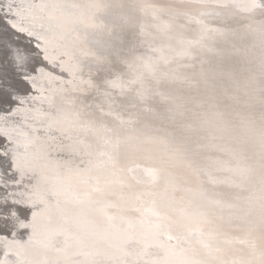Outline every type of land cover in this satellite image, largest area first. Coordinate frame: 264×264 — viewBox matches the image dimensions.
Returning <instances> with one entry per match:
<instances>
[{"label":"snow or ice","instance_id":"6c2138e0","mask_svg":"<svg viewBox=\"0 0 264 264\" xmlns=\"http://www.w3.org/2000/svg\"><path fill=\"white\" fill-rule=\"evenodd\" d=\"M121 6V5H118ZM217 7L234 8L248 14L252 21L245 25V35L256 34L259 36L262 48H264V0H220ZM32 8H39L42 13H47L49 21L55 19L54 12L57 9L76 7V5L60 4H40L32 5ZM0 11H4L6 23L16 32L25 33L29 37L35 35L31 30L25 29L18 24L14 16H22V12L17 10L13 13V4L4 3L0 0ZM231 14H226V17ZM259 16V19L256 17ZM43 19V17H41ZM197 24H203L197 19ZM131 18L124 16L117 18V26L121 28L129 27ZM43 26V25H42ZM222 39H227L230 34H235V30L227 27L213 28L210 30ZM48 41L40 48L43 59L48 61ZM195 48L212 49L204 43L203 36L199 40L187 42V47L181 55L191 57ZM117 60L132 64L119 56ZM35 55L29 50L22 48L18 43L12 41L4 42L0 40V100L10 101L15 105L10 107L3 114L0 120L5 122L11 117L22 116L24 122H33L29 126L30 131L13 136L8 130L0 129V166L4 171L0 172V230L11 233L12 241L8 243V237L0 235V241L5 242V250L0 264H206L204 261L191 259L187 255V250L182 243H187L189 237L179 238L167 234V240L177 239L182 241L177 245L164 243L160 237L166 235L161 232L160 224H156L154 229L150 228L139 236L129 235L126 232L120 233L112 225L111 233L105 231L102 239L87 241L81 233L84 231V224H93L95 220L89 213L106 218L109 222L116 217L109 215L104 207L99 206V201L95 200L93 193L100 192L101 189L94 187L91 191H86L81 195H69L68 182L76 180L82 184H88L90 173L96 164L91 159L94 154L91 143H86L82 138L89 133L97 132L95 121L89 120L87 124L81 123L80 113H65L61 110L55 112L43 109H30L24 107L30 97L21 96L18 93L17 85L21 82L35 85L37 74L49 75L44 67H37ZM167 62V61H165ZM97 71H103L105 64H111L106 55L95 57ZM195 67V65H188ZM143 69L133 79L124 81L119 75L112 79H102L95 85L96 91L105 98L109 105L107 113L101 106L100 111L106 115L119 114L113 111L112 105L116 103L115 92L118 90L121 96L134 93V99L140 103H146L153 95L151 81L159 84L161 81L157 77V66L151 62H144L140 65ZM111 71V69H108ZM248 74L243 78L237 75L235 70L227 63L226 59L217 64H209L204 67L203 62L199 70L198 77L183 76L173 77L186 84L189 88L203 87L208 94L209 100L216 101L219 95L231 99L237 105L246 108L258 106L260 109V134H259V160L261 173V197L260 215L264 223V54L261 56L259 71L248 69ZM161 99L165 102H172L174 107L170 109L174 113L173 121L176 117L184 115V105L175 102L171 96H164ZM145 111H152L150 107H145ZM124 121L121 119V124ZM105 132L111 133V137L104 139L105 147L98 149L96 155L107 157V161L115 163V157L108 147L114 144L118 146L121 140V130L107 128L101 125ZM174 138L178 143L177 151L184 155L196 157L203 151L212 150L223 154L217 157L215 163L217 171L227 173L224 181L230 188L238 189L240 193L247 191V184L254 172V167L250 161L254 154H249V147L246 140L235 132V126L225 119L223 112H215L214 119L192 120L187 123L175 124ZM211 141V144L208 142ZM77 156H88L85 162L83 159L77 163ZM226 157V158H224ZM148 175L153 180L156 179L158 170L146 169ZM194 173L200 177V195L206 196L204 188L205 178L212 183H217L205 167L193 164ZM216 203L229 210H234L241 218L245 219L252 215L254 208V198L251 195H236L234 201ZM73 204L80 206L79 212L68 216L66 205ZM97 205L84 209V205ZM20 208L30 210L31 216L22 219ZM152 215L159 218L160 213L152 210ZM56 216L66 219L67 226L52 229L51 224ZM31 229L27 241L23 243L15 240L16 229ZM195 233H190L194 235ZM203 236V233H200ZM63 237V246L57 247L59 238ZM203 242V241H201ZM101 244L106 245L100 247ZM37 246L44 253L48 250L56 252L55 258L28 259L26 254L29 249ZM90 246L95 249L93 252H86L83 249ZM207 247V245H205ZM75 248V251L71 249ZM38 254V253H37ZM15 256V259H10ZM77 256H84L85 259H76ZM264 264V261H262Z\"/></svg>","mask_w":264,"mask_h":264},{"label":"bare ground","instance_id":"6f19581e","mask_svg":"<svg viewBox=\"0 0 264 264\" xmlns=\"http://www.w3.org/2000/svg\"><path fill=\"white\" fill-rule=\"evenodd\" d=\"M157 3H161L162 5H166L167 1L168 5H172L174 7L182 8L178 10H186L182 12L176 11H162V13H153L150 14V17H156L157 19H169L173 21L175 26H178L180 23L184 21H196L197 19L202 20L203 24H205V28L207 30L206 33H211L210 30L213 28H222L227 27L224 25H217L215 21V14L213 12L205 13L204 16H201V11H206L209 9H220L222 7H217V3L220 0H155ZM4 3H12L13 4V13L17 10L22 12V16H14L15 21L20 24L25 29L31 30L35 33L33 35L35 38H32V41L37 46L38 44L43 47L45 44V40L48 41V55H49V65L45 64L44 62H38L36 64L37 67H44L46 73H51L49 75H39L37 74V79L35 85L31 83L32 89L29 91H18L21 96L30 97L27 100V103L24 105L26 108L30 109H43L44 111H53L61 110L65 113H73L79 112L81 123L87 124L89 120L95 121L97 132L95 134L89 133L82 138L85 140L86 143H91L93 145V155L91 159L93 160L96 167L90 173H87L91 179L88 184L79 183L76 180H72L68 182L69 184L67 187L71 189L69 191V195L76 194L81 195L86 191H91L92 184L98 179L99 182L101 178V173L104 170H107L108 167H103L99 165V162L103 160V157H99L96 155V151L98 149H103L104 139L111 137V133L105 132L101 125L106 126L107 128L119 129L121 130V140L123 144H133L134 152L130 153V151L125 152L123 154L122 162L118 163L119 168L123 172V177H126L128 181L131 183L137 184H147L149 180L145 177L143 172L144 167L149 168H158L164 171L168 170L171 172L176 178L181 181H176L179 183V188L176 190V194L178 192H186L184 191V185L189 184L192 185L193 188L196 184V178L198 177L193 171V164L203 167V157L205 156L204 153L192 157L191 155H184L177 151L178 144L168 141L171 140L168 137H165L163 134L167 132V128L164 124H166V119H164L161 109H158L152 105V111L159 117L162 118L161 122L163 123H152L150 122L146 116L147 113L144 110L145 107H151L148 105V102L142 104L133 100L130 94H127V98L124 97L117 98L116 95L118 94V90L115 92L114 99L116 101L115 104L112 105L113 111L119 114L120 119L117 118L116 115H106L109 109V105L106 102L105 98L101 96L95 88V85L99 83L102 79H112L119 75L125 82L128 80L133 79L136 74H133V71L130 68L122 67L117 60V51L119 52V56L123 59H128L132 62V60H136L135 57L138 58L141 53L147 50L148 53L149 49L155 54L157 57L160 54H163L165 59H163V63H167L170 66L176 64V62H180L181 65L186 64L189 57L181 55L183 50L187 47L188 41L196 40V36L193 35L192 37L189 35H172V39H168L167 42L160 41L163 37L159 36L157 33L158 30L155 32V38L153 37H145L139 33L140 28H142V21H144L143 17H147L148 9H144L142 7L149 6L151 3L148 0H3ZM60 4V5H76V7H67L57 9L54 12L55 19L49 21L47 19V13H42L39 8H32V5H40V4ZM175 5H174V4ZM121 5V6H118ZM179 5V6H177ZM166 8V7H165ZM163 9V8H162ZM169 9V8H166ZM164 9V10H166ZM227 10L231 11L226 12V14H235V18L238 19L240 22L236 24L235 27H227L230 30H235L239 32L245 31V25H247L248 14L243 12L235 11L234 8H226ZM177 10V9H172ZM189 10V11H187ZM219 10V11H220ZM212 11V10H211ZM217 11V10H216ZM4 16V11H1ZM131 14V25H130V32L127 37H124V41L122 35L119 33L122 32L121 27L117 26V18L130 16ZM43 17V19H41ZM6 19V17L4 16ZM206 18V19H205ZM260 17L257 16L256 19ZM213 19V20H211ZM154 20V18L152 19ZM250 20V19H249ZM43 25V26H42ZM150 27H153L151 24ZM173 28H175L173 26ZM150 30L149 28H147ZM155 29V27H154ZM27 33V32H25ZM168 33V32H167ZM158 35V36H157ZM188 36V37H187ZM1 38V37H0ZM3 38V37H2ZM26 38V37H25ZM215 39H220L219 37ZM5 42H8L7 40ZM164 44V45H163ZM23 48V47H22ZM147 48V49H146ZM37 52L41 55V50ZM40 49V48H39ZM198 49V48H195ZM218 49V48H217ZM202 49H200L201 51ZM227 49L220 48V51H226ZM216 51V49H213ZM31 52V51H30ZM217 52V51H216ZM111 53V57L108 58L111 61V64L102 71H97V64L95 63V57L98 55H106ZM208 55L213 56L214 53L207 52ZM180 56V57H179ZM156 57V58H157ZM202 53L194 55L190 59L191 64L193 65H200L204 58ZM179 59V61H177ZM129 61V62H130ZM167 61V62H165ZM157 62V61H156ZM158 63V62H157ZM210 64V62L208 61ZM126 64V63H125ZM128 66V64H127ZM129 67V66H128ZM168 67V66H167ZM169 68V67H168ZM167 68V69H168ZM108 69H111L109 71ZM195 72V71H193ZM158 78L160 76H157ZM165 82V80H163ZM180 88L186 86V84L179 82L178 83ZM169 85V83H168ZM186 88V87H185ZM151 99L155 100L154 96H150ZM161 98V97H160ZM159 98V99H160ZM15 105H11L14 107ZM104 108V113L100 111V107ZM122 109L123 112L120 110ZM8 109L0 110V114H3ZM254 112L256 118L260 120V109L258 106L251 109ZM253 114V113H252ZM134 115H138L137 118ZM139 115L141 118H139ZM121 119L124 121L121 124ZM135 121H134V120ZM207 120H209L207 118ZM33 123L29 121L27 124L24 122L22 116L11 117L8 119L7 122L0 120V129H7L10 134L13 136L20 135L22 133L28 132L31 130L30 124ZM128 132V133H127ZM126 133V134H125ZM124 134L128 136L124 137ZM114 139V137L112 138ZM168 140V141H167ZM168 143H167V142ZM175 141V140H174ZM176 142V141H175ZM167 143V144H166ZM128 147V146H127ZM126 149V147H123ZM121 147H116L115 151L118 153H123ZM130 149V147H128ZM128 149V150H129ZM120 150V152H119ZM125 151V150H123ZM115 155H117L115 153ZM114 155V156H115ZM121 155V154H120ZM208 156H211L210 154ZM83 159L85 162L88 161V156H77L76 161ZM124 159V160H123ZM103 164L109 163L107 160L102 162ZM113 165V163H111ZM112 169V168H109ZM108 169V170H109ZM125 169V171H124ZM166 169V170H165ZM3 166H0V172H3ZM107 173V172H106ZM182 182V183H181ZM107 184V183H106ZM70 185V187H69ZM108 185V186H107ZM101 185L97 186L101 189L100 192L93 193L95 200L99 201V206L104 207L107 210L108 207H105V203H101V194L104 192L102 188L110 189L113 191L119 190L118 187L122 185L119 184L117 186H113L112 184L109 185ZM214 183L210 181H206L203 185L206 189L207 194L212 195L214 188H218L214 186ZM72 187V188H71ZM111 187V188H110ZM143 188H148V186H143ZM191 187V186H188ZM197 191L195 190L194 193H197L198 197L200 195L201 183L197 182ZM216 191V190H215ZM211 192V193H210ZM2 194V193H0ZM185 194V193H184ZM190 194L194 196V194L187 192L186 196L189 198ZM121 202L119 204H115L116 208L115 211L120 212L123 211L134 213V209L137 207L133 206L135 203L127 204L123 206L121 203L123 202L121 197H118ZM179 199V196L177 197ZM130 200V198H129ZM212 201V200H211ZM122 205V206H121ZM76 211L80 209V206L73 208V204L68 205ZM217 206V205H216ZM84 209L87 210L91 205L85 204ZM97 207L94 205L92 208ZM71 210V211H73ZM123 210V211H122ZM229 212L226 211L225 214ZM30 214V210L28 215ZM71 214V213H70ZM21 215V214H20ZM92 219L95 220L93 224H85L84 231L81 235L87 240L90 237V229H100L105 226L103 225L104 220L96 216L94 213H89ZM22 219H27L30 217H26L21 215ZM62 217H55L52 221L51 228L57 229L61 226H67L66 219ZM117 220V219H116ZM154 221L155 219L150 218L148 221ZM183 220L188 221L184 216ZM107 221V219H105ZM111 222L114 226H116L115 220ZM147 221V222H148ZM156 221V220H155ZM102 223V226H101ZM184 223L180 225L183 227ZM144 228L147 226L146 223L143 224ZM219 227H224L226 231L222 230L220 233L221 236H226L228 231H231L234 234L241 237V239H237L238 241L234 240L228 249H226L224 254L229 255H246L248 254L246 251L247 249H254L255 253L261 252V247L256 244L258 239L263 237L264 239V229H254L253 225H245V226H237L235 228L230 227L229 225L219 224L216 225ZM163 229L160 230L161 232L166 233V235L161 236L159 239L164 243H170L172 245H177L178 243H182V241H178L177 239H173L171 241L167 240V234L176 237L175 235L171 234L168 229L163 226ZM31 229H16V237L15 240L23 243L27 241L26 234ZM23 231L25 235H22ZM141 233H137L134 235L139 236ZM183 235V237H189V245L193 249H196V244H190L193 235L190 236ZM0 235H5L8 237V243L11 244L12 236L11 233L8 231L0 230ZM258 239H257V238ZM234 239V238H233ZM236 239V238H235ZM244 239H249L251 244L244 245ZM231 240V239H230ZM88 241V240H87ZM63 237L59 238L57 242V247L63 246ZM218 242V241H217ZM241 242V243H240ZM246 242H248L246 240ZM248 242V243H249ZM255 244V245H254ZM184 243H182V246ZM234 245L233 248H231ZM220 244H218L217 251L219 249ZM236 247V248H235ZM236 249V250H235ZM5 250V242L0 241V259L3 258V251ZM76 249L73 248L71 251H75ZM86 252H93L95 249L84 248ZM246 250V251H245ZM235 254H230L229 252H233ZM222 252V250L220 251ZM38 253V254H37ZM214 253V252H213ZM45 255L48 258H55L58 254L52 250H48L47 253H44L43 250H40L37 246H34L32 249H29L26 257L28 259H43ZM259 256V255H256ZM217 255H213V260L217 259ZM76 259H85L84 256H77ZM208 259H212V257H207ZM206 257L204 260H208ZM10 259H15V256H10ZM201 260V259H200ZM216 262V261H215ZM220 264H233L232 261L223 260L219 262ZM216 264H218L216 262Z\"/></svg>","mask_w":264,"mask_h":264},{"label":"water","instance_id":"95a60500","mask_svg":"<svg viewBox=\"0 0 264 264\" xmlns=\"http://www.w3.org/2000/svg\"><path fill=\"white\" fill-rule=\"evenodd\" d=\"M148 1L151 3L150 7L149 6L142 7L144 9L145 8L148 9V15L147 17H143L144 19V21H142L143 27L140 28L139 30L140 34H142L147 38H149L150 36L155 38L154 36L155 32L156 30H158L157 33L159 34V36L163 37V39L160 40L163 43L167 42L168 39L169 40L172 39L171 38L172 35L176 36L180 34L183 36L189 35L191 37L195 35L196 40L201 39V37L203 36L204 43L208 46V48L212 49V51H209L207 48L202 49L201 51L200 48L194 49L193 55L188 59L189 62L183 65H181L180 62H176V64H174L173 66H170L167 63H163L162 60L165 59L163 54H160L157 57L155 54L152 53L150 49H149L150 53H148L146 50L145 52L141 53V55H139L138 58L135 57L136 60H132V62L128 59V61H130V63L132 64L131 70L133 71V74L137 75L138 73L143 71L140 65L144 62H151L155 64L158 69L156 75L160 76L159 79L161 82L157 84L156 81L154 80L151 81L153 87V95L151 96H154L155 100L151 99L150 97L147 102L148 105L151 106L150 107L151 109H152V105H154V107L158 109H161L162 113H164L163 118L166 119L167 122L166 124H164V122H161L162 118H159L154 113V111H146L147 113L146 118L152 123H163L166 127H168L167 132H164L163 130L164 133L163 135L171 139L169 141L167 140L169 143L171 142L172 144H174L177 143L173 135L175 124L187 123L192 120H201L207 118L209 119V121H211L214 119L215 112L217 111L223 112L225 114V119L228 120L231 125L235 126V132L238 135H240L244 140L247 141L249 147V154L250 155L254 154V158L250 161V163H252L255 170L252 173L250 177V181L246 186L247 191L240 193L238 189L230 188L226 183L220 182L225 180L227 173L216 170L217 165L215 163V160L217 157H221L223 154L214 151L212 150L211 147H209L208 150H205L202 153L205 154V156L203 157V162H204L203 167L207 169V171L211 174L214 180L218 181L213 185V187L216 186L218 188H214L212 195L207 194L206 196L198 197L197 193H194L195 190L197 191L199 189L197 188V182H200V178H196L197 181L196 184L194 185L196 187L193 188L192 185L185 183L183 187H184V191L186 192H182V193L178 192L179 194H176L175 193L176 190L179 188V186H182L179 185V183H177L176 181H181V180L176 178L171 172H169L166 169H165L166 171H164L163 169L161 171V169L149 168V167L143 168L145 177H147L148 178L147 180H149V182H147L149 185L142 184L145 187L148 186V188H143L142 185L140 184L135 185V183H131V181H128L126 177H123V172L118 166V163L122 162L123 154L125 152L128 151H130V153L134 152L135 149L133 147V144H131L130 142L129 145L128 144L122 145L121 144L122 140H120L119 145L115 146L113 139V145L108 147V151H111L113 155H115V153L117 154L114 156L115 163L113 165L110 162L107 164H103L102 162L107 160V157H103V160L101 161V163L99 162V165L103 167L110 166L108 167V169L109 168L112 169L109 170L107 169L100 172L101 173L100 182L98 177V179L92 184V188L97 187L99 185H101L102 187L103 185H107V184L109 185L112 184L113 186L114 185L117 186L119 184L122 185L121 187H118L119 190L116 191L102 188L104 192L101 194V201H102L101 203H105V207H108L107 210L105 211L109 215L116 217L117 220L115 219L116 222L115 228L120 230L121 234H124L126 232L129 235H134L137 233H141L142 231L145 232L148 231L150 228L154 229L155 225L158 223L161 225L160 230H162L163 229L162 227L165 226L168 229V231H170L171 234L179 238H184L183 235H188L189 230L190 232L195 233L190 241V244L192 245L196 244L195 246L196 249L190 247L189 242L184 243L183 245V247L187 250L188 257H190L191 259L197 261H204L206 262V264H216V262L220 264L219 262L225 259L228 261L229 260L232 261L233 264H262V261H264L263 237L261 238V241L256 237L258 239V242H256V244H258V246L261 247L260 253H255L254 249L251 250L250 247L249 249H247V251L245 250L248 253L246 255L244 254L236 255L234 251L229 253L235 255H229L226 253L224 254L223 251L228 249V247L231 244H233L232 242L234 240L238 241L237 239H241V237H239L236 234L233 235L231 231H228L226 236H221L220 233H224L221 231L222 230L226 231V229H224V227L216 226L218 225V223L221 225L222 224H225L227 226L229 225L232 228H235L237 226L253 225L254 229H258V230L264 229V223H262L261 221L260 204H259V200L262 194L260 160H259L260 120L259 118L255 117L254 112L251 110L254 107L246 108L243 105H237L231 99L223 95H219L216 101H212L209 100L208 94L205 93L203 87H200L199 89L196 87L189 88L186 85L185 86L186 88L185 87L180 88L178 84L180 81L173 80V77H183V76H193V75H196L198 77L201 64L196 65L194 68L189 67L188 65H193L191 64L190 59L194 57V55L200 53H202V55L204 56L202 57L204 59L200 61L201 63L203 62L204 67L209 66L208 61L210 62V64H217L220 63L222 60L226 59L227 63L235 70L237 75L240 76L241 78H243L244 75L248 74L247 71L248 69H255L258 73L261 56L262 54H264V48H262L260 38L256 34L245 35L246 29L243 33L236 31L235 29V34H230L228 38L225 40L217 36L216 34L206 33L205 30L207 29L205 28V24H197L196 21L186 20L183 23H180L178 26H175L173 21L169 19H157L156 17H150V14L162 13V11H167V10H169L168 12L170 11L182 12L186 10H178L182 8L168 5L171 4L168 3V1L166 5L157 3L155 0H148ZM165 7L169 9H166ZM172 9H177V10H172ZM216 10L209 9L206 11H201L202 12L201 16H204L205 13L215 12L216 14L215 13L214 14L216 15L215 16L216 19L214 20L211 19V20L215 21L217 25H221V26L224 25L227 27H235L236 24L240 22L238 19L234 17L235 14L226 17V12L231 13V11L227 10L226 8H223L222 10L220 9H216ZM235 11L239 12L240 10L236 9ZM129 15L130 16L128 17L131 18V14ZM153 18L154 20H152ZM246 19H247L246 20L247 24L252 22L251 20H249V18ZM5 21L6 19L4 18L3 13L0 11V37H1L0 40H3L4 42L7 40V41H12L14 43H18L21 47L31 51V53L36 54L35 64H37L38 62H44L45 64L49 65V60L48 61L44 60L43 54L40 55L37 52V49L34 50L35 48H38L32 41V38L35 37L34 36L29 37L27 33L16 32L15 30L11 29ZM151 24L153 25V27H150ZM173 26L175 28H173ZM130 28H131L130 26L121 28L122 32H120L119 34L122 35V37L120 38H122L123 41H124V37L128 36L130 32ZM147 28H149L150 30H148ZM217 37H219L220 39L219 40L215 39ZM227 47H229V50H226L224 52L220 51V48L227 49ZM213 49H216L217 52L213 51ZM38 50L40 49L38 48ZM207 52L214 53V55L213 56L208 55ZM110 57H111V53L108 54V58ZM177 61H179V59ZM119 64L122 67L130 68L127 66V63L125 64L120 62ZM108 66L109 64H105L104 70H106ZM104 70L102 72H104ZM163 80H165V82ZM17 89L18 91H29V89H32V86L31 83L21 82L20 84L17 85ZM157 92L163 94L164 96H171L175 99V102L183 104L184 115L176 117V120L173 121L172 117L174 116V113L170 111V109L174 107V104L172 102L163 101L160 98L161 97L160 95H155V93ZM126 96H121L119 94V91L118 94L116 95L117 98L124 97V99L127 98ZM130 96L133 100L139 102L138 100L134 99V93H131ZM11 105L12 104L10 101L6 102L4 100H0V110L9 109ZM120 111L123 112L122 109ZM134 117L137 118L138 115H134ZM139 118H141L140 115ZM125 134L124 137H127L128 134L127 135ZM208 143L211 144V141H209ZM127 146L130 147V149ZM116 147H120V148L126 147V149L123 148V150L125 151L122 150L123 153H118L115 151ZM209 154L211 156H208ZM146 169L158 170V174L155 180H153V178L146 173L145 171ZM205 180L207 181V178H205ZM68 191H71V189L68 188ZM187 192L194 194V196L190 194V197L188 198L186 196ZM238 194L244 196L251 195L254 198L253 212L252 215L248 218L241 219L235 213L234 210L222 208L216 203V201H221V202L234 201L236 195ZM119 196L123 201L121 203L123 206L127 204L133 205L135 203V205L133 206L137 208L132 210L134 211V213H129L122 210L123 212L120 214V212L114 210V208H116L115 204H119V202H121L120 199L118 198ZM178 196L179 199L177 198ZM95 198L96 197H94V199ZM68 205H66V208L68 209L69 217L79 212V209L78 211L75 212V210L70 209L72 207ZM93 206L94 205H91V207ZM152 210L158 211L160 213L159 218L152 215ZM227 210L229 212L225 214ZM28 212L29 209L20 208L21 215L30 217L31 213L28 215ZM183 216L188 221L183 220ZM150 218H153L156 221L155 220L148 221ZM102 219L104 220L103 225L105 226V228L103 229L102 227L100 229L94 228L88 230L90 232V237L87 239L89 242L97 239H102L105 231L109 233L113 231L112 228L113 224H111V222L114 221L109 222L108 220L105 221L106 218H102ZM144 223L147 224L145 228L143 226ZM183 223H184L183 227H180V225ZM84 228H85V224H84ZM30 232H31L30 230L27 232L28 234H26L27 237L26 239H28ZM200 233H203V236H201ZM22 235H25L24 232L22 233ZM246 240L248 242L250 241L249 239H244L245 241L244 245L251 244L250 243L251 241L248 243L246 242ZM218 244H220L219 249H221L222 252H220L221 250L220 251L216 250ZM205 245H207V247H205ZM105 246L106 245L104 244L100 245V247H105ZM233 247L234 245L231 248ZM85 248L93 249L90 246H86ZM213 255H217L218 256L217 259L213 260ZM205 257L206 258L212 257V259L207 258L208 260H204Z\"/></svg>","mask_w":264,"mask_h":264}]
</instances>
